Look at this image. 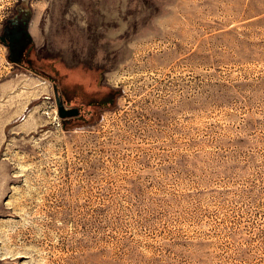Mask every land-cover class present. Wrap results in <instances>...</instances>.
<instances>
[{
  "label": "rangeland",
  "instance_id": "rangeland-1",
  "mask_svg": "<svg viewBox=\"0 0 264 264\" xmlns=\"http://www.w3.org/2000/svg\"><path fill=\"white\" fill-rule=\"evenodd\" d=\"M4 26L0 264H264V0H0Z\"/></svg>",
  "mask_w": 264,
  "mask_h": 264
},
{
  "label": "flooded vegetation",
  "instance_id": "flooded-vegetation-1",
  "mask_svg": "<svg viewBox=\"0 0 264 264\" xmlns=\"http://www.w3.org/2000/svg\"><path fill=\"white\" fill-rule=\"evenodd\" d=\"M27 35L22 30H14L10 26L2 27L0 32V36H2L0 40L6 45L9 56L16 64L22 67L24 66L20 62L22 63L24 52L29 44Z\"/></svg>",
  "mask_w": 264,
  "mask_h": 264
},
{
  "label": "water",
  "instance_id": "water-1",
  "mask_svg": "<svg viewBox=\"0 0 264 264\" xmlns=\"http://www.w3.org/2000/svg\"><path fill=\"white\" fill-rule=\"evenodd\" d=\"M0 39H2V36H0ZM55 102H56V112H57V115L60 117L72 115L77 112L76 107H69V108L65 107L63 103L59 101L57 98H55Z\"/></svg>",
  "mask_w": 264,
  "mask_h": 264
},
{
  "label": "bare ground",
  "instance_id": "bare-ground-1",
  "mask_svg": "<svg viewBox=\"0 0 264 264\" xmlns=\"http://www.w3.org/2000/svg\"><path fill=\"white\" fill-rule=\"evenodd\" d=\"M41 83V82H40Z\"/></svg>",
  "mask_w": 264,
  "mask_h": 264
}]
</instances>
